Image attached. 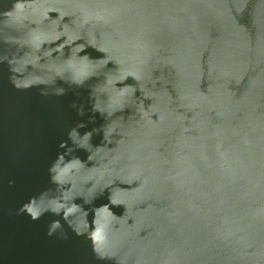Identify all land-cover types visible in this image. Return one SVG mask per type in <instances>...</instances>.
<instances>
[{"label":"water","instance_id":"95a60500","mask_svg":"<svg viewBox=\"0 0 264 264\" xmlns=\"http://www.w3.org/2000/svg\"><path fill=\"white\" fill-rule=\"evenodd\" d=\"M0 264H264V0H0Z\"/></svg>","mask_w":264,"mask_h":264},{"label":"clouds","instance_id":"9594fccd","mask_svg":"<svg viewBox=\"0 0 264 264\" xmlns=\"http://www.w3.org/2000/svg\"><path fill=\"white\" fill-rule=\"evenodd\" d=\"M16 7H17V9H22L23 5L22 4H17ZM63 171L66 172L67 168H65ZM60 175H63V172H61ZM53 179L54 180L55 179H59V177L57 176V177H54ZM9 183L12 184V183H14V181H10ZM33 203H34V201H33ZM19 212L28 214L33 220H36L38 218V215H39L37 213L35 207H33L31 204H27V203L24 204L23 207H21L19 209ZM52 223L53 224H58V222H56V221H54ZM49 235H51V233H49ZM93 239L97 243H99L102 239H104V236H103L102 232L99 229L97 231H95V233L93 234Z\"/></svg>","mask_w":264,"mask_h":264}]
</instances>
